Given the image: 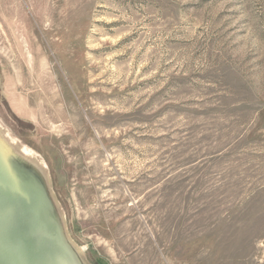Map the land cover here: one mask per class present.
Segmentation results:
<instances>
[{"label": "rangeland", "instance_id": "rangeland-1", "mask_svg": "<svg viewBox=\"0 0 264 264\" xmlns=\"http://www.w3.org/2000/svg\"><path fill=\"white\" fill-rule=\"evenodd\" d=\"M0 157V264H264V0H0Z\"/></svg>", "mask_w": 264, "mask_h": 264}, {"label": "water", "instance_id": "water-1", "mask_svg": "<svg viewBox=\"0 0 264 264\" xmlns=\"http://www.w3.org/2000/svg\"><path fill=\"white\" fill-rule=\"evenodd\" d=\"M23 190H24V188H23ZM24 192L21 194V196H20V198H19V200H18V205H16V206H14V207H12V209L10 210V211H8V212H6V211H4L3 210V212H5V213H7V214H13V213H16L14 210H17V209H22V205H23V200H24ZM22 212V211H21ZM17 213H20V212H17ZM6 214V215H7Z\"/></svg>", "mask_w": 264, "mask_h": 264}, {"label": "bare ground", "instance_id": "bare-ground-1", "mask_svg": "<svg viewBox=\"0 0 264 264\" xmlns=\"http://www.w3.org/2000/svg\"><path fill=\"white\" fill-rule=\"evenodd\" d=\"M6 156H8V155H6ZM6 160L7 159H9L8 157L7 158H5ZM9 160H11V159H9ZM11 162V161H10ZM0 169H3V171H5V172H7L8 170V168L3 164V162H2V160H1V157H0ZM7 181V180H6ZM10 184V183H9ZM12 186H13V184H11ZM8 187V186H7ZM10 187V186H9ZM8 187V188H9ZM10 188H12V187H10ZM15 189V188H14Z\"/></svg>", "mask_w": 264, "mask_h": 264}]
</instances>
